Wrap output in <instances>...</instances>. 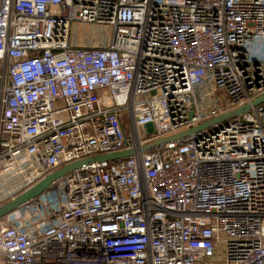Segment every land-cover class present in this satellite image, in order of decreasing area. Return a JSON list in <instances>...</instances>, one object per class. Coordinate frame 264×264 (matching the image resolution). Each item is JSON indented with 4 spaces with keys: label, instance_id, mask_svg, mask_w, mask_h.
Returning <instances> with one entry per match:
<instances>
[{
    "label": "built area",
    "instance_id": "1",
    "mask_svg": "<svg viewBox=\"0 0 264 264\" xmlns=\"http://www.w3.org/2000/svg\"><path fill=\"white\" fill-rule=\"evenodd\" d=\"M263 95L264 0H0V188L136 150L0 218V264H264V101L141 150Z\"/></svg>",
    "mask_w": 264,
    "mask_h": 264
},
{
    "label": "water",
    "instance_id": "2",
    "mask_svg": "<svg viewBox=\"0 0 264 264\" xmlns=\"http://www.w3.org/2000/svg\"><path fill=\"white\" fill-rule=\"evenodd\" d=\"M264 101V95L255 99L252 104H246L241 107L235 108L233 110H230L228 112H225L219 116H216L214 118H211L209 120L204 121L203 123L194 126L192 128H189L187 130H183L181 132H178L176 134H172L169 136H165L162 138H158L155 140H152L146 144H144L141 147V150L143 152L150 151L152 149H155L167 142L174 141V140H180L183 138L188 137L192 133L201 130L203 128L209 127L214 123L220 122L222 120L231 118L233 116H236L244 111H247L251 108L252 105H257L261 102ZM146 131L149 134H153L155 132L153 124L149 123L146 125ZM135 149L130 148L127 150L119 151V152H112V153H106V154H101V155H96V156H91L87 158H83L77 161L70 162L61 168L47 174L34 184L30 185L29 187L25 188L22 190L20 193L17 195L11 197L4 203L0 204V218L4 217L5 215L10 214L11 212H14L18 210L21 206H23L25 203L31 201L32 199L38 197L42 193H44L53 183H55L58 179L66 175L67 173L81 168L85 164H90L93 162H102V161H107V160H112V159H118V158H123L129 155L135 154Z\"/></svg>",
    "mask_w": 264,
    "mask_h": 264
},
{
    "label": "rangeland",
    "instance_id": "3",
    "mask_svg": "<svg viewBox=\"0 0 264 264\" xmlns=\"http://www.w3.org/2000/svg\"><path fill=\"white\" fill-rule=\"evenodd\" d=\"M101 33L110 35V28L107 26H100L99 28L93 31L91 30V28L88 29V27L86 26L82 27L80 24H77L76 26H74L72 30V39L74 43L82 44L88 47L101 46L103 44V40H100L97 36V34H101ZM225 97L226 95L222 91L214 92V99L217 101H222L221 99L223 98L225 100ZM28 186H22L19 184L16 185L14 183L11 184L10 182L2 183V186L0 188V203L5 202L10 197L16 195L17 193H19L20 191L25 189V187ZM57 190H58L57 186L52 187L48 190L47 194L49 196H53L57 193ZM16 211H17L16 214H18L21 212V209L19 208ZM218 253L222 255L221 249L220 252Z\"/></svg>",
    "mask_w": 264,
    "mask_h": 264
},
{
    "label": "trees",
    "instance_id": "4",
    "mask_svg": "<svg viewBox=\"0 0 264 264\" xmlns=\"http://www.w3.org/2000/svg\"><path fill=\"white\" fill-rule=\"evenodd\" d=\"M7 201V200H6ZM4 203V202H3ZM0 204H2V203H0Z\"/></svg>",
    "mask_w": 264,
    "mask_h": 264
}]
</instances>
